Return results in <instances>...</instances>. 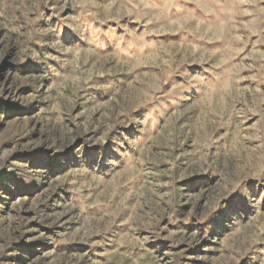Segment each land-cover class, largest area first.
I'll use <instances>...</instances> for the list:
<instances>
[{
    "label": "rangeland",
    "instance_id": "rangeland-1",
    "mask_svg": "<svg viewBox=\"0 0 264 264\" xmlns=\"http://www.w3.org/2000/svg\"><path fill=\"white\" fill-rule=\"evenodd\" d=\"M0 264H264V0H0Z\"/></svg>",
    "mask_w": 264,
    "mask_h": 264
}]
</instances>
